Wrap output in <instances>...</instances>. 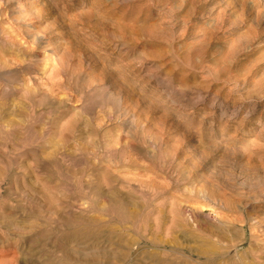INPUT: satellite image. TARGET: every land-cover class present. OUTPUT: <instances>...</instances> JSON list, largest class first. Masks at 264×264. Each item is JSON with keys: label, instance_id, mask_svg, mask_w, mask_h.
<instances>
[{"label": "rangeland", "instance_id": "1", "mask_svg": "<svg viewBox=\"0 0 264 264\" xmlns=\"http://www.w3.org/2000/svg\"><path fill=\"white\" fill-rule=\"evenodd\" d=\"M0 264H264V0H0Z\"/></svg>", "mask_w": 264, "mask_h": 264}, {"label": "bare ground", "instance_id": "2", "mask_svg": "<svg viewBox=\"0 0 264 264\" xmlns=\"http://www.w3.org/2000/svg\"><path fill=\"white\" fill-rule=\"evenodd\" d=\"M178 101H179V100H178ZM179 102H180V101H179ZM179 102H178V103H179ZM181 103H182V102H181ZM183 103H185V102H183ZM179 104H180V103H179Z\"/></svg>", "mask_w": 264, "mask_h": 264}]
</instances>
